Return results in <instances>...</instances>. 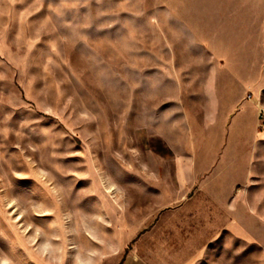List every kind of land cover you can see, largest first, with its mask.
Segmentation results:
<instances>
[{
    "label": "rangeland",
    "instance_id": "obj_1",
    "mask_svg": "<svg viewBox=\"0 0 264 264\" xmlns=\"http://www.w3.org/2000/svg\"><path fill=\"white\" fill-rule=\"evenodd\" d=\"M259 106L264 0H0V264H264Z\"/></svg>",
    "mask_w": 264,
    "mask_h": 264
},
{
    "label": "built area",
    "instance_id": "obj_2",
    "mask_svg": "<svg viewBox=\"0 0 264 264\" xmlns=\"http://www.w3.org/2000/svg\"><path fill=\"white\" fill-rule=\"evenodd\" d=\"M249 99L251 100V97H249ZM258 114H259V119L264 121V107L259 106Z\"/></svg>",
    "mask_w": 264,
    "mask_h": 264
},
{
    "label": "crops",
    "instance_id": "obj_3",
    "mask_svg": "<svg viewBox=\"0 0 264 264\" xmlns=\"http://www.w3.org/2000/svg\"><path fill=\"white\" fill-rule=\"evenodd\" d=\"M127 264H136V263H134V262H132V261H128Z\"/></svg>",
    "mask_w": 264,
    "mask_h": 264
}]
</instances>
